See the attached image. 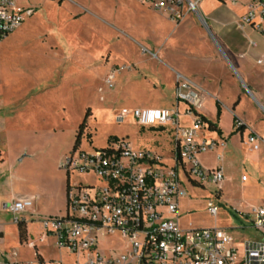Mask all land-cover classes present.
<instances>
[{"label": "rangeland", "instance_id": "1", "mask_svg": "<svg viewBox=\"0 0 264 264\" xmlns=\"http://www.w3.org/2000/svg\"><path fill=\"white\" fill-rule=\"evenodd\" d=\"M14 1L21 7H33L31 9L36 13L24 22L26 32L23 36L0 49V130L8 138L11 154L24 147L29 148L31 154L42 158L47 164L48 171L44 170L41 182L54 180L58 175V163L65 155V160L70 156L76 131L88 114L87 128L77 155L80 151L94 153L107 147L109 137L114 136L128 142L134 151L152 152L160 156L164 164L172 166L175 144L171 126L163 129L143 128L131 116H121L123 110H172L177 106L171 70L156 61V46L149 41L154 38L146 39V35H149V18L145 11L134 6L130 0ZM247 1L239 0L240 6L243 7ZM234 5L219 8L211 0H206L201 7L202 14L211 13L222 20H230L233 12H236ZM189 16L177 22L170 21L178 28L188 21ZM197 20L198 26L205 28L199 17ZM155 27L160 28V23H155ZM235 36L241 34L237 32ZM179 39L193 51L190 56L174 51L178 55L176 62L182 70L189 71V66L208 64L209 57H205L204 53L213 45L210 39L208 44L204 36L197 33ZM146 42L152 48L148 55L144 54ZM164 46L165 42L162 44ZM249 62L255 76L263 72V65L253 63L251 58ZM109 74H115L113 90H108L104 85ZM233 76H222L223 85L219 91L225 110L220 127L225 131L231 128L227 107L237 100L239 88H242L243 96L238 113L244 114L251 122L258 115L264 118V110L250 97L238 77ZM99 87L104 90L101 96L98 94ZM206 103L211 114L212 104L210 101ZM180 109H183V105H180ZM186 123H190V120H186ZM258 124L264 135V120ZM212 133L203 131L206 135ZM88 134L91 135V142L86 139ZM211 137L214 138V135ZM234 142L229 146V156L234 163V188L241 191L242 175L251 177V172L238 163L243 151L249 152V148L241 145L239 139ZM43 146L44 149H39ZM261 152L264 164V148ZM64 175L66 180V171ZM70 176L72 185L80 182L100 185L92 174L74 172ZM180 176L188 191L185 197L187 204L180 218L183 229L238 226L234 215L224 207L221 206L222 213L216 217L210 216L206 209L210 194L220 186L210 184L201 188L189 182L182 171ZM32 233L33 238L38 240L37 248L42 250L46 259L74 264V257L58 249L56 238L44 235L41 225L32 227ZM239 233L234 230L236 238H240ZM41 234L46 239H41ZM22 246L25 247L17 252L21 264H38L34 246ZM98 249L105 254H122L124 244L118 235L106 237Z\"/></svg>", "mask_w": 264, "mask_h": 264}, {"label": "built area", "instance_id": "2", "mask_svg": "<svg viewBox=\"0 0 264 264\" xmlns=\"http://www.w3.org/2000/svg\"><path fill=\"white\" fill-rule=\"evenodd\" d=\"M139 1L158 12L165 11L169 19L177 22L186 15L200 18L204 0ZM33 15V9L21 7L14 0H0V45ZM250 25L264 35V0L250 2L239 27ZM104 83L113 90L115 74L107 75ZM174 97L177 107L172 110L135 109L121 113L122 117L131 116L143 128L163 129L169 125L174 129L172 166L152 152L134 151L123 139L94 153L80 151L77 155V150L66 159L69 176L74 172L92 174L100 182L69 183L66 214L40 222L43 230L56 238L58 249L74 257V264H264V200L252 212V227L260 232V240L246 242L242 256L225 229L181 227L179 203L188 194L180 172L201 187L221 186L225 177L221 167L206 169L198 160L199 155L218 145L202 135L209 128L200 118L204 103L200 90L178 76ZM179 104L186 106L184 113L179 111ZM182 117L192 118L191 125H183ZM242 126L241 121H235L238 130ZM245 145L257 151L260 141L249 133ZM30 206L28 200L11 205L15 222L16 216ZM207 211L215 217L219 207L209 201ZM117 235L122 238L124 252L101 253L100 242Z\"/></svg>", "mask_w": 264, "mask_h": 264}, {"label": "crops", "instance_id": "3", "mask_svg": "<svg viewBox=\"0 0 264 264\" xmlns=\"http://www.w3.org/2000/svg\"><path fill=\"white\" fill-rule=\"evenodd\" d=\"M130 1L134 6L142 8L145 11L146 17L149 18V35H146V39L149 40L150 37L154 38L149 41L156 46V51L158 52V59L156 61L171 70L173 91L175 92L178 76H182L194 84L200 90L204 100L200 115L217 124L222 132L221 136L217 135L215 132L210 135L202 133L205 139L209 141L213 140L217 142L218 145L215 150L199 155L198 160L201 166L206 169L222 168L225 180L221 184L219 192L210 194L208 200L219 207L217 215H221L222 212L220 213V209L222 206L224 210L234 215L239 223V227L233 228L225 226L221 227V229H225L230 233L242 256L244 244L246 242L260 240V232L252 227V212L254 209L258 208L264 200V164L263 154L261 152V149L264 148V135L260 132L261 129L259 130L257 127V125H260L258 123H261L264 118L258 115L254 122H251L244 114L238 113L242 102L241 96H243L242 88H239L237 100L233 101V103L227 107L230 111L231 128L228 131L223 130L222 127H220V120L224 116L225 110L220 99L219 91L223 85L222 76H230L233 78V74H235L243 84V87L248 91L250 97L262 108V110H264V69L260 75L255 76L251 71L249 62V58H251L253 63L264 66V35L253 25L243 28L239 27V23L247 14L248 6L252 0H248L243 7L240 6L239 0H211L219 8L228 6V4H235L236 12H233L230 20H222L213 16L211 13L203 15L201 7L206 1L204 0L200 5L199 20L203 22L205 28L198 26L197 16L193 15L189 16L185 24L176 28L175 24L170 21L166 13L158 12L139 0ZM158 22L160 23V28L155 27V23ZM23 25L0 45V49H3L6 44L23 36L26 32ZM231 28H234L236 32H233ZM237 32L240 33L241 36L236 37L235 33ZM194 33L204 36V41H207L208 44H210V39L213 45H210V51L208 50L207 53H204L205 57H209L207 65L201 63L199 66H189V71H185L177 64L176 58H178V55L175 54V52H181L186 54L185 56H190L193 52L191 51L192 49L189 45L185 46L187 43L180 41L179 38L193 36ZM241 40H244L245 43L243 44ZM164 42L165 46L162 47ZM151 49V45L146 42L144 54H150ZM218 60H220V63ZM103 91V88H98V94H100V96ZM208 101L212 104L211 114L206 106V102ZM217 103L221 108L220 119H217ZM180 105L183 104H179L178 109L181 113H184L186 111V106L183 105V109L181 110ZM235 118L243 124L242 128L239 130L235 127ZM186 120H190V123H186ZM181 122L183 125H191L192 118L182 117ZM249 133L257 136L260 141V148L257 151L250 149L249 152L243 151L240 161L238 160L239 165L250 170L251 177L242 175L240 182L242 189L241 191H237L233 184L234 163L229 156L231 152L229 146L238 139L241 145H245ZM211 135H214V138L211 137ZM9 148L8 138L5 132L0 130V264H21V259L17 252L25 247L22 245L27 244L29 246H34L37 255L41 257L43 263L51 262L54 264H63L61 261L57 262L53 259H46L42 250L40 251L37 248L38 240L33 238L32 227L36 225L40 226V222L43 219L62 217L66 212L68 179L69 183H71V176L67 175L68 179L65 180L64 175L66 155L57 165L56 173L58 175L54 177L55 179L43 180L41 182V176L44 174V170L48 171L46 169L47 164L44 160L31 154L30 149L27 147L19 149L16 154H11ZM44 148L45 146L39 147V149ZM243 170L242 172H244ZM23 200L31 202V206L26 208L24 212L18 214L16 216L18 222H15V216L10 212L9 208L14 202ZM186 204L185 198L179 203L180 218L181 211ZM19 222L24 223L26 226V242H21L20 240L18 230ZM234 230L240 232V238L235 237ZM41 231L44 235L47 234L43 230L42 225ZM43 234H41V239H46ZM244 234L249 235L245 236Z\"/></svg>", "mask_w": 264, "mask_h": 264}, {"label": "trees", "instance_id": "4", "mask_svg": "<svg viewBox=\"0 0 264 264\" xmlns=\"http://www.w3.org/2000/svg\"><path fill=\"white\" fill-rule=\"evenodd\" d=\"M62 1V0H61ZM87 117L88 114H86L84 120L82 121V123L79 125L77 131H76V136H75V142L72 148V152L71 155L73 153H75L77 150H79L80 146H81V139L84 136L85 130L87 128ZM221 117V108L220 105L217 103V119H220ZM200 118L207 124L209 130L217 133L219 136L222 135L221 130L219 129L218 125L209 121L207 118H205L204 116L200 115ZM237 119L235 118L234 121H236ZM86 139L90 140L91 142V135L88 134L86 135ZM119 139L117 137L111 136L108 139V146L112 143L118 142ZM68 179V178H67ZM69 187V179H68V184H67V188ZM18 230H19V236H20V240L21 242H26L27 241V231H26V226L24 223L19 222L18 223ZM38 258V262L39 264H43V261L41 259V257L39 255H37Z\"/></svg>", "mask_w": 264, "mask_h": 264}]
</instances>
